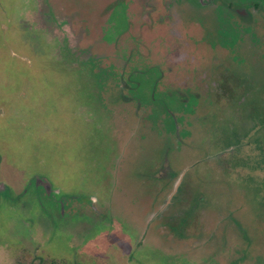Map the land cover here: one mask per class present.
<instances>
[{"label": "rangeland", "instance_id": "374dc122", "mask_svg": "<svg viewBox=\"0 0 264 264\" xmlns=\"http://www.w3.org/2000/svg\"><path fill=\"white\" fill-rule=\"evenodd\" d=\"M112 3L0 0V264H264V128L231 149L245 131L219 123V89H203L219 58L238 77L234 53L138 24L166 0ZM178 22L163 31L183 40ZM155 64L160 88H195L175 89L195 98L172 105L176 131L152 89L138 101L120 87L122 71Z\"/></svg>", "mask_w": 264, "mask_h": 264}, {"label": "flooded vegetation", "instance_id": "af4514ba", "mask_svg": "<svg viewBox=\"0 0 264 264\" xmlns=\"http://www.w3.org/2000/svg\"><path fill=\"white\" fill-rule=\"evenodd\" d=\"M122 1L126 3V0H113L112 6L116 3L119 4ZM166 1L168 2L167 7L169 10L166 6H163V8L158 7L157 12L152 10L154 7L149 6L151 5L150 3H145L141 10H145L144 12L147 14V18L143 19L138 24L142 27H156L162 32L160 33V36L167 42H173L172 44L174 45H176L178 41L185 44L186 42L187 44H194V42L199 41L206 42L207 40L205 39L209 38L212 39L213 46L215 45L219 47V56L225 55L223 52L226 53L230 51L234 53L232 55V59L236 60L239 65V70H242L241 73L239 71L238 77L236 79H232V76L229 75V71L225 68V64H227V62L224 63L222 59L219 58V83L218 81L213 80L210 83L203 84V89H219V97H222L223 99V101L219 103V111L223 114V116L219 118V123L224 125V127L230 124L226 119L228 117L224 118V115H231L234 117L233 122L235 126H239L238 130H240L241 127L245 131L242 138L239 133L237 135H233L234 140L232 141H234V146L230 145L231 149L238 147V145L241 144V140L249 135H253L254 138H257L256 134L258 135L261 129L264 128V93L263 96H259L260 92H258V90L264 89V28H259L253 22L256 23L258 19H261V16L264 17V0ZM126 5L127 3L125 4V7ZM171 9H174V11ZM179 10L180 13L178 14L177 12H179ZM173 22L174 25L175 22H178L179 27L176 28L182 32V35H184L183 40L174 38L172 35V37L170 36V34L174 32V25L171 27V33L163 31L164 29L167 31ZM135 25L136 23L129 18L128 28L124 31V34L113 40L110 39V36H108L107 33H105L106 46L111 48L112 45H115L118 41H121V39H125L130 33L129 30H133ZM208 26L210 28L209 32ZM188 31L191 36H197V38L189 37V40L186 41L185 34ZM256 45L261 47L257 49ZM245 58L249 59V61L246 62L247 65L244 70L242 62ZM106 70H109L108 73L111 74V76L115 74L114 71H111L112 67ZM126 71L127 70L121 72L119 80L121 89L131 90V92H133L131 98L133 97L138 101L140 97L147 100L150 96V94L144 96L141 92L142 89L143 92L144 89H152L153 93L150 98L153 99V105L160 106L162 104L163 108L167 112V130H170L171 125L172 130L176 131L179 128L180 119L175 116L172 107L176 106L175 103H178L179 106L182 105L184 107V110H191L195 98L191 94V97L187 99L185 96L186 92L181 90H178L177 92L175 89L195 88L180 87L181 85L177 87L175 83L171 84L173 83L171 81L169 83L170 85L160 88L162 81L166 79V75L164 69L156 64L141 69H133L128 74ZM196 76L202 80L201 75ZM184 86H188V84ZM159 89L172 90L167 92ZM240 91H243L245 96H243L241 101L237 103L236 96ZM246 95H248V97H246ZM124 98L127 100L130 97L127 98L125 96ZM111 101L113 102L112 99ZM139 103L142 104L144 102L140 101ZM224 127H222V132H220L219 135L223 134ZM226 128L229 129V127ZM224 135H226V133H224ZM231 138L232 137L230 136V139ZM239 200L241 203H245L246 205L251 203L250 200L247 201V203L246 199L240 198ZM170 202L171 201L169 199L165 205L167 206ZM165 205L158 208L156 214L162 212L163 209L166 208ZM254 207L255 206L250 204L248 206V210L251 211L253 215ZM253 215L251 220L255 223L256 215ZM262 216L263 215L257 219V222L260 223V226L257 227L258 231H262L264 237V217ZM255 228L256 227H254V230L256 231Z\"/></svg>", "mask_w": 264, "mask_h": 264}, {"label": "trees", "instance_id": "16d2710c", "mask_svg": "<svg viewBox=\"0 0 264 264\" xmlns=\"http://www.w3.org/2000/svg\"><path fill=\"white\" fill-rule=\"evenodd\" d=\"M51 264H63V263H57L55 261L51 262Z\"/></svg>", "mask_w": 264, "mask_h": 264}]
</instances>
